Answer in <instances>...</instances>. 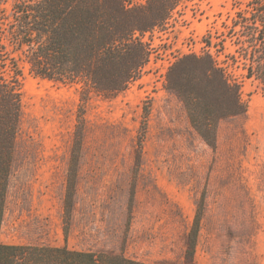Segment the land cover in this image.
Segmentation results:
<instances>
[{
  "label": "rangeland",
  "instance_id": "374dc122",
  "mask_svg": "<svg viewBox=\"0 0 264 264\" xmlns=\"http://www.w3.org/2000/svg\"><path fill=\"white\" fill-rule=\"evenodd\" d=\"M252 1L185 3L168 26L143 37L152 54L142 76L114 98H90L67 217L80 89L36 77L24 64L1 241L123 253L150 264H186L189 232L199 214L196 264H264L260 81L244 77L241 62L228 66L241 84L247 111L220 123L215 149L191 126L178 93L166 86L167 72L179 57L204 53L209 31L219 41L225 23ZM226 47V53L235 50L230 40ZM218 58L226 60L225 54Z\"/></svg>",
  "mask_w": 264,
  "mask_h": 264
},
{
  "label": "trees",
  "instance_id": "16d2710c",
  "mask_svg": "<svg viewBox=\"0 0 264 264\" xmlns=\"http://www.w3.org/2000/svg\"><path fill=\"white\" fill-rule=\"evenodd\" d=\"M194 1L0 0V237L20 125L23 65L36 77L80 89L65 201L67 217L75 189L72 174L83 145L85 104L93 95L114 98L138 80L152 54L143 37L168 26L182 5ZM214 36L210 30L206 51L179 57L166 75V86L180 96L191 126L213 149L220 123L247 111L241 84L228 66L241 62L243 76L259 80L264 93V0H253L241 8L225 23L219 41H213ZM228 40L235 45L234 52L226 53ZM220 54H225V61L219 60ZM147 116L146 108L144 126ZM143 137L144 133L139 148ZM199 217L189 232L186 264H196ZM0 264L150 263L123 253L76 250L67 245L7 244L0 239Z\"/></svg>",
  "mask_w": 264,
  "mask_h": 264
}]
</instances>
